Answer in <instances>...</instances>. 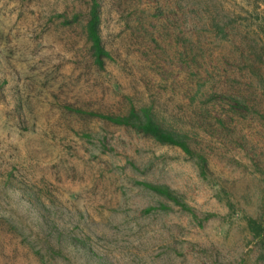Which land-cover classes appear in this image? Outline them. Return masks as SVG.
I'll return each instance as SVG.
<instances>
[{
  "label": "rangeland",
  "instance_id": "1",
  "mask_svg": "<svg viewBox=\"0 0 264 264\" xmlns=\"http://www.w3.org/2000/svg\"><path fill=\"white\" fill-rule=\"evenodd\" d=\"M0 264H264V0H0Z\"/></svg>",
  "mask_w": 264,
  "mask_h": 264
},
{
  "label": "trees",
  "instance_id": "2",
  "mask_svg": "<svg viewBox=\"0 0 264 264\" xmlns=\"http://www.w3.org/2000/svg\"><path fill=\"white\" fill-rule=\"evenodd\" d=\"M99 22V14L97 12L96 6H94L89 12L88 18L86 20L84 26V36L86 38V42L89 45L88 51L93 60V65L97 69L103 70L105 66V61L109 59L110 56L101 42V38L99 35ZM215 91L216 87L214 85L209 84V82L208 84L205 83V85L199 86L197 88L196 94L192 96V100L195 101V98L199 97L209 98L213 95ZM233 99L234 104L231 107L233 109H237L238 105L241 104V101H239L236 97H233ZM194 109L190 108L188 114H191L190 111L194 112ZM103 118L118 125H124L128 127L130 126L134 128L137 132H141L142 134L147 135L162 144L176 146L181 149L184 153H191L190 144L187 142V140L189 139L188 135L186 134L187 132L178 133L173 129L166 128L161 123L162 118L159 119L158 117H156L155 114L152 112L151 107L149 106H142L138 110L132 108L127 116L108 115L104 116ZM217 121L221 122L220 119H217ZM199 161V166L201 169L200 172L204 176L207 171L205 166V160L204 158L200 157ZM155 190L158 193L164 195L166 198L174 199L167 189L155 188ZM250 222L252 221L250 220Z\"/></svg>",
  "mask_w": 264,
  "mask_h": 264
}]
</instances>
